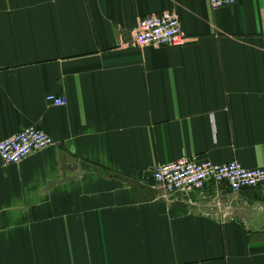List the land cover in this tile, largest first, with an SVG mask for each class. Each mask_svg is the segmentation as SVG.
Returning <instances> with one entry per match:
<instances>
[{"label":"crops","instance_id":"obj_1","mask_svg":"<svg viewBox=\"0 0 264 264\" xmlns=\"http://www.w3.org/2000/svg\"><path fill=\"white\" fill-rule=\"evenodd\" d=\"M164 12L185 43L132 45ZM31 126L54 144L0 160V264H264V185L152 180L184 157L264 168V0H0V141Z\"/></svg>","mask_w":264,"mask_h":264},{"label":"built area","instance_id":"obj_2","mask_svg":"<svg viewBox=\"0 0 264 264\" xmlns=\"http://www.w3.org/2000/svg\"><path fill=\"white\" fill-rule=\"evenodd\" d=\"M212 10L231 7L236 0H208ZM178 18L171 12L142 18L132 37V45L144 47H178L185 43ZM49 105L64 107L63 96L47 95ZM54 144L51 137L37 127H27L17 134L0 141V160L4 166L16 165L33 153L43 151ZM152 180L165 194L201 191L209 184L225 185L232 193L257 189L264 185V168L245 169L237 162L214 165L206 159L184 157L155 167Z\"/></svg>","mask_w":264,"mask_h":264}]
</instances>
